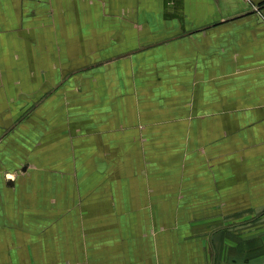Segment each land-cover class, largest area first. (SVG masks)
<instances>
[{
    "label": "crops",
    "instance_id": "0c3cea01",
    "mask_svg": "<svg viewBox=\"0 0 264 264\" xmlns=\"http://www.w3.org/2000/svg\"><path fill=\"white\" fill-rule=\"evenodd\" d=\"M0 264H264V0H0Z\"/></svg>",
    "mask_w": 264,
    "mask_h": 264
}]
</instances>
